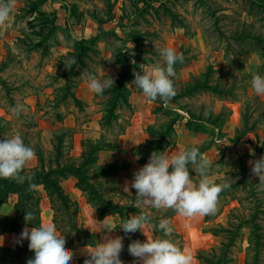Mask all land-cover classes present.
Segmentation results:
<instances>
[{"label": "rangeland", "instance_id": "rangeland-1", "mask_svg": "<svg viewBox=\"0 0 264 264\" xmlns=\"http://www.w3.org/2000/svg\"><path fill=\"white\" fill-rule=\"evenodd\" d=\"M64 1V8H74L73 20L82 22L87 14L93 20L101 22L96 38L103 34L104 24L109 32L101 35L98 42L87 43L81 64L72 67L68 61L74 58L77 44L68 28L62 25L63 13L55 21L57 17L51 12L46 15L41 10L40 0H14L11 26L4 31L8 37L3 46H0V54L4 52L0 61V76L1 80L6 81V86L1 81L0 95L3 98L2 103L7 107V117H12L10 124L4 125L5 133L21 131L23 138L27 140L25 145L38 153L41 147L46 149L43 141L49 146L47 138L52 136V144L62 151L61 157H57L60 164H79L80 159L75 160L68 154L73 134L79 128L63 126L62 114L67 112V108L71 110V105L75 107L72 110H77L79 104L73 101L71 94L76 92L83 77L87 78L89 73H97L99 66L105 63L101 51L108 50L119 56L121 52L126 53L130 57L128 59L135 61V64L129 61L124 63L132 73L140 71L141 64L165 66L160 50L171 47L184 56L183 63L177 62L174 65L176 75L172 79L176 96L171 101L173 106H179L195 116L207 118L208 115V119L213 120L216 117L217 124L225 125L228 122L227 127L230 128V131L220 133L222 139H217L219 146L212 148L207 156L212 161L210 177L214 181L223 179L222 184H230L240 178L237 164L239 154L250 153L256 159L264 156V95H257L251 86L254 75L264 77V10L254 8L249 3L250 0ZM143 3L146 6L137 12L138 7H143ZM112 26L116 29H110ZM119 68L121 69L120 66ZM67 72L69 76H61ZM107 79L110 77L100 80ZM14 86L18 87L17 90L13 89ZM46 88H53V92L48 94L53 95V99L39 93L33 110L23 102L24 96H27L25 92H37ZM192 88L194 90L190 91ZM108 89L110 88L96 95L95 103L102 112L100 123L104 134L116 135L127 122L125 117L129 114V105L120 98L114 107L116 110H113V118L107 123V109H110L109 101L112 97ZM64 94L68 99L64 100L66 104L64 103L63 112L61 107L56 108L53 103ZM126 94H123L125 98ZM221 101H226V104H221ZM17 105H22L23 108L18 115L13 112ZM232 110L237 115L236 129L231 124L233 122H230ZM118 116L122 117L120 123ZM85 117L82 111L78 112V121H83ZM236 121L234 120L235 123ZM45 122L51 123L50 127H45ZM245 122L246 127L252 125V130L234 143L236 131L244 129ZM39 124L41 128L38 127ZM58 137L61 141L57 140ZM215 143L207 136L204 143L195 147L207 144L211 147ZM53 150L54 148L46 150L45 164H55L56 152ZM240 158L247 165L245 178L249 185L244 189L240 184L238 188L219 196L217 209L222 203L227 204L220 215H210L206 229L217 223L225 225L229 210L239 207L236 199H240L246 207L256 196L264 209V184H260L259 178L251 172L250 161L254 160ZM96 166L95 164L89 172L95 171ZM193 167L189 165L190 173L195 179L194 182L198 183L200 177L196 175ZM104 180L102 178L99 183L102 194L107 199H125L110 193L107 190V181ZM53 207L54 221L62 235H74V231H69V226L77 220L76 207H71L69 220L60 201L55 200ZM243 213H246V209ZM261 219L264 225V216ZM14 223H17L14 216L4 217L2 221L6 226ZM243 233L242 242L233 250L238 264L245 262L248 230L244 229ZM219 241L220 238H215L213 244L216 245ZM27 247L21 245L17 250L11 251L0 248V264H16L20 259L23 261ZM31 258L34 255L29 259ZM27 261L24 263L27 264Z\"/></svg>", "mask_w": 264, "mask_h": 264}, {"label": "crops", "instance_id": "crops-1", "mask_svg": "<svg viewBox=\"0 0 264 264\" xmlns=\"http://www.w3.org/2000/svg\"><path fill=\"white\" fill-rule=\"evenodd\" d=\"M63 3H65L64 0H45L42 3L41 10L48 15L50 12L52 15H55L57 18L55 21H58V17L60 13H63V26L67 27L68 30L71 33V36L76 40V42H79L81 40H86L90 38L91 36H97L99 34L98 32V23L97 21L93 20L89 15L85 14L84 18L81 21H75L73 20V9L71 7L64 8ZM73 18V19H72ZM102 28L104 29L103 34H107L108 27H106V24L102 25ZM114 28L113 26L110 27ZM116 29V28H114ZM118 29V28H117ZM5 29L0 30V46H3L4 41L8 37L5 34ZM115 32H117L115 30ZM100 34L95 39V41L98 42L100 36L103 35ZM4 53V52H3ZM3 53L0 54V61L4 57ZM122 53V52H121ZM101 54L103 56V59H105V63L96 70L97 73H93V75L97 76L98 79H103L105 77H110L112 79H118L120 74L123 71H128L126 65H124L123 62H117V55L114 54L111 51L108 50H102ZM126 58L129 57L127 54ZM124 55V56H125ZM116 57V58H115ZM130 58V57H129ZM134 58V57H133ZM129 63H131L134 60L128 59ZM127 61V63H128ZM135 64V63H134ZM150 65V64H145ZM121 67V69L119 68ZM118 73V74H117ZM128 73H130L128 71ZM134 77V71L130 73ZM61 76H69V73L67 72L62 74ZM58 76V77H61ZM0 76V84L1 81L6 86V81L1 80ZM134 80V78L129 79L125 87L127 88V103L129 105L128 115L125 117L127 120L126 123H124L123 129L117 133L116 135H105V131L103 129V126H101V118H102V112L100 107L95 103L96 102V95L97 93H94L88 88V80L87 78L83 77V79L78 83V87L76 92L71 94L75 97L77 103L79 104L76 111L72 108H75L71 105V110L67 108V112L62 114V122L63 126L67 127H77L79 128L76 133L73 134L72 137V145L68 148V154L69 157H73L76 159L81 160V156L84 150V142L85 141H97L101 138H105L108 142H116L117 148L115 149H103L100 150L97 153V160L96 165L97 166H107L111 165L115 162H118L119 164H125L126 168L121 170L116 176H109L104 181H107V190L110 193H113L117 196H120V194L130 195L132 193V188H130L129 193H125L123 191V187L125 183L127 182L129 185L134 180V173L137 172L140 168H142L144 165H141L137 162L136 157L133 154V149L137 147L138 145L144 144L147 139H151L152 136L149 132L146 131V127L150 126H159L162 124H166L170 116L167 115L164 110L165 109H172L178 112L180 115H182L181 119H178L174 124V131L176 135V140L174 145L167 149L165 151V155H174L177 154L181 149L187 148L189 146H200L202 143L207 140V136H210V140L213 141V144L211 147H209L203 155L206 157L212 152V148H215V146H219L217 139H222V137L217 138L214 137L213 139V130L216 132V130L222 132H228L230 131V128L227 127L228 122L226 124H213L211 121L213 119L204 118L203 116H195L191 114V112H187L185 109L180 108L179 106H176L170 102L167 106L163 104V102L157 98V100L153 102H149L143 95L142 90L134 87L131 82ZM8 81V80H7ZM17 86H14L13 89L17 90ZM53 92V88H46L43 90H38L37 92H25L27 96H24L23 102L30 107L32 110L34 109V105L37 102L38 95L41 93V95L49 96L48 94H51ZM108 93L109 90H108ZM50 99H53V95L49 96ZM67 96L62 95L59 97L54 104L56 108H60L64 112L65 111V102L64 100H67ZM73 99V98H72ZM3 98L0 95V140L11 138L12 136L19 134L24 143H26V139L23 138L21 131H17L14 133H5L4 132V125L10 124V120L12 117H7V107L5 104H3L2 101ZM74 101V100H73ZM173 102V101H172ZM226 101H221V104H226ZM65 103V104H64ZM107 108V107H106ZM116 108L114 109V111ZM82 111L86 117L83 121H78V112ZM106 110L104 109L103 112ZM77 112V113H76ZM216 112V111H215ZM218 112V111H217ZM218 114V113H217ZM220 114V113H219ZM218 114V115H219ZM192 117H190V116ZM9 116V115H8ZM236 113L234 111H231V117L230 122H233V126H235L234 129L238 127V120L236 121ZM200 118L196 121L201 123L203 127L207 131H194L190 127H188L189 121H194V118ZM232 119V121H231ZM118 123L122 122V117L118 116L117 118ZM217 121V118L215 119ZM236 121V123L234 122ZM44 125L49 126V122H45ZM218 125V126H215ZM34 127V126H32ZM39 128H41V125H38ZM50 127V126H49ZM54 127V126H53ZM227 127V129H226ZM32 129V128H31ZM103 132V133H102ZM213 133V134H212ZM242 139V138H241ZM58 140V139H57ZM46 141V139H45ZM47 141L49 142V146H47L46 142L43 141V146L46 149H42L38 153L36 150V159L32 162H30L27 167L25 168V174H30L35 171L40 170L41 168H55L57 165L60 167L66 166L70 164H60V161L57 160V157H61L60 153L61 148L58 150L57 145L55 146L54 143L52 144V136L47 138ZM50 150V148H54L53 151L56 152V162L55 164H45L44 163V154H46V150ZM250 151V150H249ZM50 152V151H49ZM48 152V153H49ZM77 165V164H75ZM74 166V165H72ZM58 178V185L61 187L63 193L69 198L70 201L74 202L77 206V215H76V225L78 227H82L89 232L95 233L98 237L97 245L100 242L104 241L105 235H110L112 237L121 236V228L120 226V219L117 214L115 213H106L105 215H101L99 209L91 203L88 198L87 194L83 192L79 186L77 185V177L68 172L63 171L62 174L57 175ZM36 190L39 194V206H40V225L41 224H54V205L56 198L52 197V201L48 195V190L44 188L42 184H39L36 187ZM18 201V195L16 193H9L7 196V199L0 204V215L2 217H11L15 215L14 210V204ZM59 201V200H57ZM120 201V198L113 202ZM144 206H148L145 205ZM128 216L132 215H138L136 213H127ZM208 222L205 221V215H196L193 217H183L178 215L177 213L171 218V224L173 225L174 230L180 234V236L183 238V246L182 250L186 253L190 254L192 256V264H199L196 254L198 251L208 249L210 246L214 245L213 242L216 237L212 235V233L206 229V224ZM55 225V224H54ZM26 227V225H22L17 231H9V232H0V248L7 249V250H15L17 247V243L20 237L21 232ZM29 229H31V226H27ZM114 229L112 232H108L107 229ZM56 230L58 234H62L61 230L56 227ZM143 231L144 233H142ZM139 231L140 236L142 238V241H146L147 237L150 239H155L153 235V230L148 224L145 228L141 229ZM147 236V237H146ZM23 243H29L27 239L22 241ZM96 245V246H97ZM95 246V247H96ZM94 248V246L90 245H80V246H74L70 250L73 251L74 256L70 264H84V260L87 258V249ZM136 263L141 264L140 261L136 258Z\"/></svg>", "mask_w": 264, "mask_h": 264}, {"label": "clouds", "instance_id": "clouds-1", "mask_svg": "<svg viewBox=\"0 0 264 264\" xmlns=\"http://www.w3.org/2000/svg\"><path fill=\"white\" fill-rule=\"evenodd\" d=\"M13 9L14 0H0V30L11 26ZM160 55L165 61V66L141 64L140 71H134L131 84L142 90L149 102L159 98L167 106L176 96L172 79L176 75L174 65L177 62L183 63L184 56L171 47L161 49ZM68 63L75 65L77 60L70 58ZM87 80L88 88L97 94H102L115 83L112 78L102 81L91 73L88 74ZM251 86L257 95H264V77L254 75ZM22 110V105H17L13 112L18 115ZM35 159L34 149L26 146L19 134L0 140V178L14 180L20 184L26 179L31 180V177H25L21 173ZM250 163L252 174L259 178L260 184H264V156ZM190 164L200 177L198 183L192 179ZM211 165L212 161L195 146L181 149L171 156L153 152L149 162L134 173L131 184L125 183L123 191L129 193L130 188H134L138 203L157 210L172 209L183 217L213 215L217 211L220 194L230 185L218 184L210 177ZM29 187L34 189L36 185L30 183ZM32 219L33 214L25 212L26 223H30ZM150 220V214L142 212L130 216L119 228L126 235L135 233L145 228ZM157 227L166 238L150 239L146 236L144 242L134 240L128 245V252L141 264H192V256L171 239L174 231L171 221L161 219ZM113 230L107 229L109 233ZM25 239L29 241V250L34 252V258L29 259L27 264H70L73 259L74 253L66 246L65 236L58 234L54 224H41L31 229L26 226L18 242ZM123 248V237L105 235L103 242L86 250L87 258L84 264H124L120 259Z\"/></svg>", "mask_w": 264, "mask_h": 264}, {"label": "trees", "instance_id": "trees-1", "mask_svg": "<svg viewBox=\"0 0 264 264\" xmlns=\"http://www.w3.org/2000/svg\"><path fill=\"white\" fill-rule=\"evenodd\" d=\"M45 0H40L41 4ZM250 4L256 9L264 10V0H250ZM146 6L143 3V7H138L136 10L140 9V11ZM55 16V15H54ZM98 28L101 27V22L97 21ZM96 36L81 40L76 42V53L74 58L77 60V63L73 66L81 64V57L84 55V50L86 49V44L90 42H94ZM126 53H121L120 56L117 57V62H127ZM125 55V57H124ZM134 78L128 71H123L118 79H114V86L109 90L112 93V97L109 101L111 102L110 109H107V117L106 122L109 123L113 118V110L116 106V103L121 98L123 102H126L127 99L124 97V93H127V88L125 87L126 82ZM203 88H208L206 85H201ZM194 90L192 88L190 91ZM220 94L219 91L216 92ZM73 100L76 101L75 97L72 96ZM118 104V103H117ZM113 108V109H111ZM164 112L170 116L169 121L166 124L146 127V131L150 133L152 136L151 139H147L144 144L138 145L133 149V154L136 157V160L139 164L145 165L149 162V159L153 152H157L158 154H164L165 151L171 148L176 140V135L174 131V124L178 119H181L182 115L172 109H165ZM190 116V115H189ZM191 117V116H190ZM192 118V117H191ZM194 121L188 122V127L193 129L194 131H207L201 123H199L198 119L193 117ZM211 123L216 124V120H212ZM218 126V125H215ZM244 129H239L236 131V135L233 139V142H238L241 138H243L246 133L251 129L252 125L246 127V122L244 124ZM213 137L220 138V131L217 133L213 130ZM212 133V134H213ZM58 141H61L60 137L57 138ZM116 142H108L105 138H101L97 141H85L84 142V150L81 156L80 163L74 166H63L60 167L57 165L55 168H41L38 171H35L30 174H25V169L22 171L21 175L25 177H31V180L26 179L23 184L17 183L14 180L3 179L0 178V204L7 199L9 193H16L18 195V201L14 204L15 215L14 218L17 220V223H14L11 226H6L2 224L4 221V217L0 215V232H9V231H17L22 225L31 226V227H39L40 226V206H39V194L36 190V187L39 184H42L46 190H48V195L52 201V197L56 198L60 201L67 219L69 220V213L72 206H75V211L77 210V206L74 202L70 201L69 198L63 193L61 187L58 185V174H62L63 171H68L74 174L77 177V185L79 188L87 194L88 200L93 203L100 211L101 215H105L106 213H115L118 215L120 219V225L126 221L129 216L128 212L140 214L142 212L149 213L151 216V220L149 222L152 230L154 238H166L163 236V233L158 230V224L161 219H169L176 214V212L172 209H154L149 206H144L142 203L137 202L136 190L132 188V193L130 195L120 194V196L125 199H120L118 202H113L107 199L101 191L100 180L102 178H106L109 176H116L121 170L126 168L125 164H119L115 162L111 165L107 166H96L97 169L93 172H89L90 169L96 164L97 153L103 149H115L117 148ZM193 146H189L190 148ZM210 147V144L198 147L199 152L203 154L205 150ZM243 158H252L253 160H258L255 156L250 153L240 155ZM239 157V162L237 163L240 171V178L230 183V187L222 191L220 195H224L229 190H234L238 188L240 184L242 187L246 189V186L249 185V181L246 180V172L248 170L245 161ZM255 159H254V158ZM171 171V168L169 169ZM191 174V173H190ZM193 181L195 180L192 176ZM98 182H97V181ZM223 179H217L215 182L218 184H222ZM35 184L36 187L34 189H30L29 184ZM249 193L253 194V192L249 191ZM252 201L249 205H244L240 201V199H236L239 203V207H233L229 210L227 222L225 225L217 223V225L208 228V230L212 233V235L216 238H220V241L216 245L210 246L208 249H204L198 251L196 254V258L199 264H238L236 257L233 255V250L236 248L239 242H242L244 237L243 230L247 229V247L245 249V262L244 264H264V225L262 224V216H264V209L260 201L253 197ZM227 203H222V205L217 209L215 215L218 216L223 210V207ZM246 209V213L244 212ZM25 212H31L34 216V219L30 220V223H26L25 221ZM214 215V216H215ZM211 219L210 215H205V221L209 222ZM55 227L56 222L54 221ZM172 228L173 225L171 224ZM174 230V228H173ZM69 231H74V235H70L69 233L65 234L66 246L71 249L74 246L80 245H90L96 246L98 237L95 233L89 232L88 230L78 227L76 223L71 224L69 226ZM123 235V244L124 248L120 254V259L124 262V264H137L136 258L133 257L128 252V245L134 240L142 241L139 230L135 233L125 234L121 229ZM62 235V234H61ZM171 239L177 242V245L182 249L183 246V238L178 234L175 230L171 236ZM21 245L28 246L29 243L18 242L15 250L20 248ZM7 250V249H6ZM11 251V250H9ZM34 255L33 251L29 250V246L27 250L24 252L23 261H17L16 264H25L26 260Z\"/></svg>", "mask_w": 264, "mask_h": 264}]
</instances>
